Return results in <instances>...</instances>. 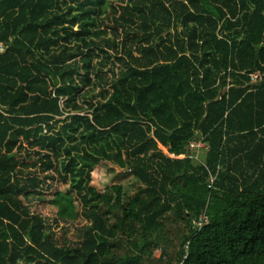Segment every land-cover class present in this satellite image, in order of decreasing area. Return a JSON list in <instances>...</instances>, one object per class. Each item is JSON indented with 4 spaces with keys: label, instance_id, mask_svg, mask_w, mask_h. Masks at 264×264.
<instances>
[{
    "label": "trees",
    "instance_id": "obj_1",
    "mask_svg": "<svg viewBox=\"0 0 264 264\" xmlns=\"http://www.w3.org/2000/svg\"><path fill=\"white\" fill-rule=\"evenodd\" d=\"M0 44V264H148L175 228L164 264H264V0H0Z\"/></svg>",
    "mask_w": 264,
    "mask_h": 264
},
{
    "label": "rangeland",
    "instance_id": "obj_2",
    "mask_svg": "<svg viewBox=\"0 0 264 264\" xmlns=\"http://www.w3.org/2000/svg\"><path fill=\"white\" fill-rule=\"evenodd\" d=\"M194 142L201 141L200 138H197L196 140H193ZM203 149V148H202ZM202 149H192V154L197 155V158H193L191 161L195 164H201L204 163V156L201 155V151H205ZM205 149V148H204ZM162 151L165 152L166 150L162 148ZM200 152V153H199ZM200 155V156H199ZM178 158H183L184 156L180 155L177 156ZM114 167V166H113ZM121 171L118 167L112 168L111 164L108 162H101L100 165H98L92 172V180L99 186V187H104L105 185H111L113 182H117L114 179V175ZM120 184H122L124 191L126 193L125 196L130 195L133 193L134 190H136L137 183L133 178L131 177H126L123 179ZM67 188V184H60V183H55L52 185V187L43 192V195H45L46 200L49 199L52 196L53 191L55 190H63ZM30 208L32 212H37L40 213L43 217H47L49 220V223H52V227L54 228L55 233H58L61 229V224L60 225H55L53 223V219L55 217V211L56 208L51 207L48 205V203L44 200L41 201L40 199H31L30 201ZM84 223V220L80 217L77 221L70 222L63 224L64 227L68 228V237L70 240L73 242L75 240V235L74 233V228L79 227L81 224ZM186 228V227H185ZM176 230V228H175ZM172 230L173 233L176 231ZM175 233L171 236V240L167 242L160 243L157 249L154 250L153 252V259L148 264H164V260H161V254H165L164 256L168 259V257L173 256L174 252L177 250V239L175 238ZM19 264H23L22 262H19Z\"/></svg>",
    "mask_w": 264,
    "mask_h": 264
},
{
    "label": "built area",
    "instance_id": "obj_3",
    "mask_svg": "<svg viewBox=\"0 0 264 264\" xmlns=\"http://www.w3.org/2000/svg\"><path fill=\"white\" fill-rule=\"evenodd\" d=\"M4 49L3 45L0 44V52H2ZM250 79L252 82H256L258 80L261 79V74L259 72H254L252 74H250ZM202 148H206V145L202 142V141H191L188 144V151L190 152L188 157L190 158H197L196 155L192 154V149H202ZM184 156V155H182ZM212 182H213V176L210 175V177L207 179V187L211 188L212 186ZM208 221V216L205 213V211H203L197 220L194 221V225L199 229L200 227H202L205 223H207Z\"/></svg>",
    "mask_w": 264,
    "mask_h": 264
},
{
    "label": "crops",
    "instance_id": "obj_4",
    "mask_svg": "<svg viewBox=\"0 0 264 264\" xmlns=\"http://www.w3.org/2000/svg\"><path fill=\"white\" fill-rule=\"evenodd\" d=\"M235 143L238 144L237 141H233V140H232L231 143H230V146L233 147ZM206 148H207V147H206ZM206 148H205V149H204V148L202 149V150H205V151H201L202 153H200V152H199V153H200L201 155H205V153H206ZM194 155H195V154H194ZM196 156H197V155H196ZM199 156H200V155H199ZM204 157H205V156H204Z\"/></svg>",
    "mask_w": 264,
    "mask_h": 264
}]
</instances>
